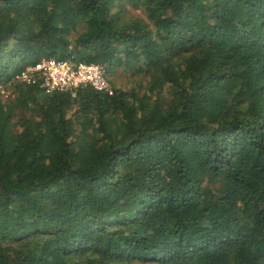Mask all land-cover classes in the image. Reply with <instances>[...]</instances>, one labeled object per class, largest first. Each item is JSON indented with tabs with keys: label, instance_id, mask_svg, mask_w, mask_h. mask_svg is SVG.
I'll use <instances>...</instances> for the list:
<instances>
[{
	"label": "trees",
	"instance_id": "obj_1",
	"mask_svg": "<svg viewBox=\"0 0 264 264\" xmlns=\"http://www.w3.org/2000/svg\"><path fill=\"white\" fill-rule=\"evenodd\" d=\"M0 84V264H264V0H0Z\"/></svg>",
	"mask_w": 264,
	"mask_h": 264
},
{
	"label": "built area",
	"instance_id": "obj_2",
	"mask_svg": "<svg viewBox=\"0 0 264 264\" xmlns=\"http://www.w3.org/2000/svg\"><path fill=\"white\" fill-rule=\"evenodd\" d=\"M17 78L26 84L38 85L49 95L57 91H68L75 96L77 90L83 87L114 93L104 65L76 60L73 57H43L26 65ZM0 95H9L3 84H0Z\"/></svg>",
	"mask_w": 264,
	"mask_h": 264
},
{
	"label": "rangeland",
	"instance_id": "obj_3",
	"mask_svg": "<svg viewBox=\"0 0 264 264\" xmlns=\"http://www.w3.org/2000/svg\"><path fill=\"white\" fill-rule=\"evenodd\" d=\"M137 13L141 15L140 12ZM135 79L136 78L130 75L129 73H126L123 70H119L115 77V83L117 86H120L124 89H131V86H133L135 83ZM3 86L5 87L6 92L10 95V93H12V90L9 89L8 86H6L5 84H3ZM47 103H48L47 100H44V104L47 105Z\"/></svg>",
	"mask_w": 264,
	"mask_h": 264
}]
</instances>
